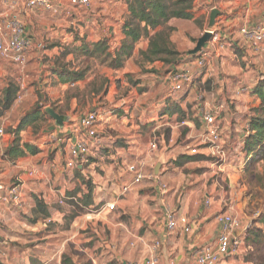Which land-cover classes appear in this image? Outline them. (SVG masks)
<instances>
[{
  "label": "crops",
  "instance_id": "0c3cea01",
  "mask_svg": "<svg viewBox=\"0 0 264 264\" xmlns=\"http://www.w3.org/2000/svg\"><path fill=\"white\" fill-rule=\"evenodd\" d=\"M26 1L16 0V8L12 10L7 0H0V20L16 16L23 23L25 36L31 43L23 66L0 58V91L7 88V85H2L1 81L12 76L11 70L15 72L20 69L22 74L25 71L27 75L29 67L35 65L37 60L46 58L51 67L48 69L46 67L44 72L50 74L56 87L50 84L47 86L45 91L48 102L41 105H46L47 109L52 110L50 106L52 107L51 99L53 97L59 101L58 104H61L66 96L65 92L72 90L71 92L81 93L87 85L89 86L90 83L88 84L87 81L90 82L91 78L87 80L85 77L84 80L75 83H69L67 77L60 80L56 75L58 68L53 66L51 61L60 56L63 47L79 45L78 40L82 39L87 43H97L107 39L112 51L123 40L122 26L128 16V9L125 0H91L88 10L72 7L67 0H49L56 10L55 14H51L26 8ZM200 7L202 8L201 13L205 11L208 16L212 10L218 11L214 26L221 33L223 46L218 48L208 43L205 44L203 49L209 52V56L208 64L204 69L207 68L206 75L209 79L216 78L214 91L219 94L218 101L220 102L213 103L211 108L217 114L216 125L221 133L222 148L228 159L219 167V170H234L241 167L243 159L247 160L246 156L242 154V142L248 133L249 118L241 121L234 120V114L232 115L231 112L233 110L241 112L247 106L246 103L243 104L244 101L241 98L250 93L240 95V88L245 87L251 91L256 84L243 86V82L238 81L241 79L240 72L233 70L234 73L225 75L223 70L224 65H228V56L235 57L234 49L237 48L246 54H251L255 60L262 59V54L253 53L249 49L239 31L243 26L264 27V0H194L195 19L196 10H199ZM189 23H193V21L171 20L168 26L187 27L185 24ZM221 26H223V30ZM75 39H77L76 42ZM146 49L147 41L142 40L136 45L133 58L128 60L122 69L113 71L102 68L99 70L109 80L112 79V76H116L114 80L117 89L119 86H127V77L123 80V75L140 70L130 61L137 58L140 51ZM72 56L68 55L65 59L70 60ZM196 56L198 55L194 57ZM220 56L222 58L219 59ZM187 59L192 60V58ZM179 65L191 66L190 73L192 72L193 78L192 85L185 87L182 91L172 92L166 81L169 71L161 63L146 65V69L155 70L149 72H156V76L147 77L149 74H142V77L145 76L143 81L129 87L131 90L144 86L154 94L157 90L162 91L165 88V98H169L168 100L178 93L187 95L186 98L182 97L178 101L175 99L166 101L164 105L160 102L152 104L149 100H142L139 103H143L145 106L136 108L137 114L146 111V115H150L149 118L144 117V123L140 124V130L152 126V133L142 134L141 132L139 134V139L145 137V141H148L145 144L141 145L137 140L124 137L122 135L124 131H117L118 123L122 125L124 121H128L133 109L130 110V115L129 113L115 115L113 111H108L111 107L110 92L106 93L105 89L98 92V88L91 90L88 87L86 95L92 99L91 107L93 108L91 110H97L100 115L97 131L101 140L97 145L91 147L86 162L81 167L71 170L66 168L69 146L82 136L79 119L87 113L79 114L75 111L78 102L77 96L66 97L67 110L55 112L52 110L50 115L48 114L50 116L47 121L49 127L45 130L39 131L37 135H34L30 129L21 133L22 141L33 145L39 152L34 156L27 155L19 158L15 162H9L0 157V188L5 190L16 183L22 186L19 206L0 205V264H99L101 262L142 264L149 256L150 249L155 243L159 244L157 249L158 264H181L182 261L184 264H193V253L196 248L215 245L220 227L214 221V216L222 213L220 212L222 198L218 192L214 193L213 190L212 198L208 200V194L204 193L202 202L200 194L206 189L205 183L202 187L198 184V178L194 180L191 174L186 175L183 172L192 163L180 167L174 165V161L178 157L190 155L188 151L179 147L178 129H181L184 134L187 127L189 135H191L198 127L200 134L196 138L203 132L198 109L195 108L192 117L187 114L185 109L194 83L201 79L202 74H198L201 69L192 63L189 64L188 61L181 60ZM243 76L246 75L243 74ZM235 79L237 81L234 83ZM224 87L227 89V93L231 92L232 98L228 105V114L225 115L228 122L219 116L220 110L224 108L223 103L225 104ZM26 89L32 91L33 88L28 86ZM39 90L42 93L43 90ZM143 90H140L141 94L145 93ZM38 96L40 97V95ZM39 97H32L33 102L45 101V98L38 99ZM157 97L159 96L155 95V99ZM226 97L229 96L226 95ZM250 97L252 96L250 95ZM253 98H251L252 102ZM102 100L107 102V106L106 103L99 102ZM113 102L117 101L114 99ZM218 103H220V107H218ZM255 103L257 106L258 102L255 101ZM103 107H108V110ZM158 107L163 109L158 110ZM33 108L19 112L18 106L13 104L9 111L15 112L17 115L16 122L9 124L7 119L0 117V126L9 125V129L14 130L20 118ZM170 108L174 110L167 113L166 110H170ZM40 111L45 112L44 109ZM106 112L107 115L103 116L102 114ZM179 116H184L183 119L178 120L186 122L183 127H178L179 122L174 119V117L179 119ZM163 117L167 119L161 122ZM161 126L169 130L166 140L173 138L175 145L170 147L163 144L160 145L158 151L150 153L148 148L152 139L149 137L154 135V131ZM6 131L0 143V154L12 141V136ZM160 138L164 140L163 136ZM121 139L131 140V142H127L123 146ZM161 147L165 148L160 151ZM198 153L205 157V160L195 164H208L213 167V163H218L216 158L210 155L211 150L206 147L200 148ZM209 158L213 163L208 161ZM139 164L143 165L145 174H152L167 184L169 187L167 195L163 197L157 195L154 183L149 179L142 180L127 193H122V189L129 185L133 178L129 172V166ZM30 171L36 172L34 177L29 176ZM87 182L92 186L91 202L83 207L81 201L88 194L85 184ZM195 184L199 188H194ZM72 192L76 193L69 197ZM70 198L78 207L87 212L91 209H102L106 204H114L115 210L111 213L105 211L99 215L80 214L73 220L67 221L65 218L70 207L66 200ZM61 200L64 205L59 204ZM37 202L46 207V219L34 214ZM169 212L174 213L175 217L187 219L189 233H184L181 229H177L175 232L167 230L166 215ZM46 220H50L52 223L50 222L49 226L45 225L44 221ZM86 230L91 233H86ZM105 231H109V238L101 239L102 233ZM93 234L99 238V241H96L98 246L92 243ZM234 234L237 237L243 236L242 233L234 232ZM94 246L101 248L98 256L93 255L97 251ZM248 248L250 249V247ZM229 256H233V252L222 258L218 264H235L232 258L228 259Z\"/></svg>",
  "mask_w": 264,
  "mask_h": 264
},
{
  "label": "rangeland",
  "instance_id": "374dc122",
  "mask_svg": "<svg viewBox=\"0 0 264 264\" xmlns=\"http://www.w3.org/2000/svg\"><path fill=\"white\" fill-rule=\"evenodd\" d=\"M209 7V6H208ZM199 10H196V21L198 24L196 25L195 22L185 24L187 25L182 27V26H176L174 33L171 34L170 40H172V44L174 48L181 53H185L182 55V61L184 62H189L191 63V59H187L188 57V52H190L192 49H194L197 40L203 35V33L207 30V24H208V18L209 16L207 13L204 11L201 13L202 8H198ZM36 24V23H35ZM170 27V26H169ZM174 28V26H172ZM222 30L224 29L223 26ZM220 28V27H219ZM221 29V28H220ZM144 43V42H143ZM245 49V48H244ZM234 55L235 57H232L231 55L228 56L229 60L227 61L228 65H224V70L223 73L225 75L234 73L232 72L233 70H236L240 72L239 76L241 79H238L239 82H243V86H248V85H253L255 84L258 79L262 76H264V56L262 55L261 58H257L255 60V57L252 56L251 54L249 55L248 53L246 54L244 51L241 49L237 48L234 49ZM221 53V52H220ZM223 53V52H222ZM222 58V56L219 57V59ZM135 59H132L130 62L135 64ZM253 60V61H252ZM34 63V62H33ZM53 66L56 67V59L51 61ZM69 63V72H77L80 70H83L87 68L86 71V79L88 80L91 78V81L87 83L89 86H86V89L84 88L81 93H77V106L75 108V111L80 113H86L91 111L93 107L92 106V99L90 96H87L86 93L88 91V88L96 89L98 88L99 92L103 91L105 89L106 93L110 92V104L111 107L108 110V107H103L106 108L108 111H113L115 115L119 112L122 114L124 113H129L130 115V110L133 109L131 112L130 118L128 121H124V124H119L116 126L119 127L117 128V131H124L122 135L124 137H130L129 139H133L134 141L137 140L139 143L145 144L148 141H145V137H141L139 139V134H150L152 133V126L149 128H144L140 130V124L144 123V117H150V115H146V111L144 113H140L139 115L135 111L136 108L138 107H143L145 104L141 103L142 100H149L150 103L154 104L155 102H160V104L164 105L170 100L175 99V101H178L180 98H186V93H178L176 96L173 98H170L168 100L166 97V90L165 88L162 89V91L157 90L156 94L154 92H149L144 86L134 88V89H129L130 86H132V82L136 81V83H141L143 81V76L142 74H149L147 77H151V75L156 76V72H154V69H138V72H134L132 74H126L123 75V80L126 78V85L119 86L117 89V86L115 84L114 78L116 77L115 75L112 76V79H107L104 74L101 73L99 69V66L92 61L88 60L86 58H74V56L71 57L70 60H62L61 64L68 65ZM215 63V62H214ZM219 64V63H218ZM25 65V64H23ZM20 65V66H23ZM58 66V65H57ZM136 66V64H135ZM46 67H51L50 63L46 58L40 59L36 61L35 65H32L29 67V71L22 74L20 69H17L15 72L12 71V76L5 78L4 80L1 81L2 85H14V87H17L18 89V96L14 102L15 106H18V111L22 112L23 110L31 109L33 107L41 106V104H46L48 102L47 97H46V88L50 84L51 86H55L53 82V78H51L50 74L48 75L47 73L44 72L46 70ZM60 69V66L57 67ZM189 70L191 66L187 67ZM220 70L221 68L218 67ZM149 72V71H152ZM193 69H191L192 71ZM194 71V70H193ZM228 71V72H226ZM50 73V71H49ZM192 73V72H191ZM207 73V68L206 69H201L199 71V75H201V79H198L193 86V91L192 94L188 97L187 102H186V111L189 116L192 117L193 111L199 108H206V109H212L211 106H213V103L220 102L218 101V96L219 94H216L214 89L216 88V78L212 77L209 79L206 75ZM197 74V75H198ZM245 74L246 76H243ZM52 75V74H51ZM196 75V74H195ZM236 75V74H234ZM203 76V77H202ZM220 77V76H219ZM22 78V79H21ZM209 79V80H208ZM24 80V81H23ZM237 80L235 79L234 83ZM237 84V83H236ZM32 87V91L28 90L27 87ZM116 86V87H115ZM88 87V88H87ZM39 89H42V93ZM141 89H144L145 93L140 92ZM3 91H0V99L3 96ZM72 91V90H71ZM65 92V97L63 98V102L61 104H58L59 101L56 100L54 97L51 99V105H52V110L54 111L53 107H56V111H62V110H67L68 109V104L66 102V97H70L74 95L75 91L73 92ZM56 93V92H54ZM67 93V94H66ZM223 93L225 94V104L223 103V109H221L219 116L223 117L226 119L228 122V118L225 117L226 114H228L227 109L229 108V104L231 103V92L227 93V89L224 87ZM172 94V93H171ZM40 97L45 98V101H38V102H33L34 99L32 97ZM155 95H158L155 99ZM229 96V97H226ZM86 96V97H85ZM137 96H140V98H137ZM121 97H124L123 99ZM252 97L250 95L243 96L241 99H243V104L246 103V107L243 111L237 112V110H233L231 113L233 115L234 120H243V119H248L249 116L252 114V110L256 108V103L255 99L251 100ZM39 99V98H38ZM116 100L117 102L114 103L113 100ZM33 102V105L31 106ZM100 103H106L105 100L99 101ZM218 107H220V103L217 104ZM31 106V108H30ZM114 107H117L114 109ZM114 109V110H113ZM159 109H163L162 107H158ZM182 109V108H181ZM78 110V111H77ZM104 110V109H103ZM174 110V109H173ZM171 110H166L167 113H170ZM14 111V110H13ZM107 111V112H108ZM231 111V110H230ZM17 112V111H16ZM55 112V111H54ZM107 112L105 114H102L103 116L107 115ZM78 114V115H79ZM128 115V116H129ZM138 115V117H137ZM1 119H7L9 124H12L16 122L17 120V115L15 112H8L4 113L1 117ZM167 118H162L160 121L163 122ZM175 121L177 122L179 119L174 117ZM179 122V121H178ZM160 123V122H159ZM126 125V126H125ZM49 127L48 122H45L43 125L40 126V132L42 130H45L46 128ZM126 127V129H124ZM9 125H4L3 129L4 132L9 129ZM154 128V127H153ZM184 134L182 133L181 129H178V134L180 140L178 141L179 147L182 148L184 151H188V149H191L192 147L195 146L196 144V137L200 134L198 132V127L195 129V131L189 135V130L187 127L184 130ZM154 135H151L149 139L154 138L153 136L160 138L163 136L164 140L166 141V138L169 136V130H167L166 127H160L157 130L154 131ZM189 138V139H188ZM131 142L127 140H122L121 139V144L124 146L125 143ZM165 147H161L163 150ZM243 154V153H242ZM201 156V155H200ZM134 157V156H132ZM203 157V156H202ZM205 159V157H203ZM228 159L226 158L225 161L223 162H218V163H213L210 158L208 159L209 162L213 163L214 166L210 167L208 164H195L192 163L187 166L183 170V172L187 174H191V177L196 180L198 178V184L202 185L205 183L206 189L203 190L200 194V200L203 202V194L207 193L208 194V200H210L211 197V192L213 191L218 192L219 196L222 198V203L220 204V212L222 213H227L234 217L238 223L237 228L234 229V232L237 233H242L243 236H235V241L237 243V246L234 247L233 243L231 245L233 256H229L228 259H231L234 261L235 264H264V245L262 242V237L264 236V223L262 221L264 220V162H260L258 164H251V158H248V163L247 160L243 159L241 161L242 165L241 167H237L234 170H219V167H221L224 162H226ZM88 162V160H87ZM247 163V164H246ZM246 167L248 169L246 170ZM193 180V182H194ZM15 182V181H14ZM13 183V181H12ZM11 183V184H12ZM196 183V182H195ZM194 188H199L197 184L194 185ZM67 205L68 203H74L73 200H66ZM64 205V204H60ZM63 207V206H59ZM69 211L70 208L68 209ZM90 212L85 211L84 209L81 212V215L88 214ZM51 222V221H50ZM52 223V222H51ZM47 224L48 226L51 224ZM256 231L260 230L261 231V236L258 239L257 244H248L246 243V237H250L249 239L252 240V236L249 235L247 232L248 231ZM109 231H105L102 233L101 239L104 238H109ZM86 233H91L88 230H86ZM99 234V233H97ZM96 241H99V238H96V234H93V241L94 245L96 244ZM98 246V245H97ZM97 246H94V248H97V251L93 254L94 256H98V254L101 252V248H98ZM103 247V246H102ZM250 247V249L248 248ZM227 260V259H226ZM129 264V263H128ZM181 264H184L183 261Z\"/></svg>",
  "mask_w": 264,
  "mask_h": 264
},
{
  "label": "trees",
  "instance_id": "16d2710c",
  "mask_svg": "<svg viewBox=\"0 0 264 264\" xmlns=\"http://www.w3.org/2000/svg\"><path fill=\"white\" fill-rule=\"evenodd\" d=\"M125 2L128 16L122 26L123 40L120 44L111 51L107 39L97 43H87L82 39L78 40L79 45L63 47L64 49L60 53V56L56 58V67L60 66V69L56 71V75L60 80L67 77L69 83H75L84 80L86 76L87 68L70 73L68 70L69 63L67 67L61 64L62 60H65L68 55H73L74 58L92 60L100 68L118 71L124 67V64L128 60L133 58L135 47L142 40L147 41V49L140 51L135 59V64L139 69L145 68L144 66L148 64L161 63L169 71L181 62L182 55L185 53H181L174 48L170 37L175 28L169 27L168 23L171 20H182L193 21L197 25L198 22L193 12L194 0H125ZM188 57L192 58L194 56L188 55ZM132 84L136 85L137 83L133 81ZM255 84L249 95L254 97L258 105L249 116L248 133L242 142L243 155L247 159L251 158V162L249 163L254 165L264 162V76L260 77ZM17 94V87H14V85L7 86L0 99V117L12 108ZM74 95L77 96V93H74ZM50 108L52 107L50 106ZM53 109L56 111V107H53ZM40 110L41 106L33 108L29 113L20 118L14 130L9 129L6 131L12 136V141L0 154L1 158L9 162H15L17 159L27 155L34 156L38 154V149L28 142H23L20 135L28 129L32 130L34 135L38 134L40 126L50 119V116L46 112H41ZM118 114L122 115L121 112ZM183 118L184 116H179V120ZM204 160L200 155H184L178 157L174 161V165L180 167ZM247 169L248 167H246ZM85 184L87 185L88 194L81 201L83 207L91 202L92 186L88 182ZM75 193H70L69 197L74 196ZM68 206L71 211H69L65 218L67 221H71L79 216L83 210L73 202L68 203ZM34 214L37 217L46 219V207L42 203L37 202ZM262 223H264V220ZM247 233L252 236V240L249 239L250 237H246V243L257 244L261 231L250 230ZM262 242L264 245V236L262 237Z\"/></svg>",
  "mask_w": 264,
  "mask_h": 264
},
{
  "label": "built area",
  "instance_id": "2783aa9c",
  "mask_svg": "<svg viewBox=\"0 0 264 264\" xmlns=\"http://www.w3.org/2000/svg\"><path fill=\"white\" fill-rule=\"evenodd\" d=\"M7 1L10 3V8L14 10L16 8V0ZM67 2L72 7H78L85 10L90 9L91 6V0H67ZM25 6L28 9H34L41 13H56L54 6L49 0H27ZM206 31L210 34L208 44L218 48L223 46L221 33L214 25ZM239 33L253 53H259L264 56V27L257 26L250 28L248 26H243ZM30 48L31 43L25 36V27L16 16H10L6 19L0 20V58L17 65H23L25 64V57ZM208 56L209 52L202 49L198 56L192 57L191 63L195 67L203 69L208 64ZM166 81L172 92H179L185 87L191 86L193 78L187 67L178 64L174 69L169 70L166 76ZM249 93L250 91L245 87H242L239 90L240 95ZM47 108L46 105H41V109L47 110ZM198 112L200 114V123L203 126V132L198 138H196L195 146L188 149V153L190 155H198L200 148L206 147L211 150L210 155L215 157L217 162H223L226 159V152L222 148V136L216 125L217 114L214 110L206 108H199ZM99 116L97 110H91L79 119V128L82 132V136L69 146V158L66 162L67 169L71 170L81 167L86 162V157L88 156L91 147L100 142L101 139L97 131ZM185 124V121H180L177 126L183 127ZM4 135V129L0 126V143ZM163 144L171 147L175 145V140L169 138L164 141L161 138L154 137L149 143L148 150L150 153L156 152L160 145ZM129 172L132 174L133 178L131 183L122 189V193H127L134 185H138L142 180L149 179L154 183V189L157 195L163 197L168 194L169 187L167 184L152 174H145L142 164L130 165ZM28 174L30 177H34L36 172L30 171ZM21 189L22 186L19 183H16L5 190L0 188V205L11 204L19 206L21 203ZM70 200L73 199L70 198ZM62 203L63 201L61 200L59 204ZM114 210V204H106L102 209H91L89 214L99 215L105 211L111 213ZM214 221L220 227L215 245L200 246L196 248L193 253V264H218L222 258L232 252V243L234 247L237 246L234 234V229L238 226L236 219L229 214L218 213L214 216ZM49 223L50 220L44 221L45 225ZM166 224L169 232H175L177 229H181L184 233H189L190 231L187 219L184 217H175L174 213H167ZM158 246V243L153 244L149 256L142 264H158ZM99 264L107 263L101 262Z\"/></svg>",
  "mask_w": 264,
  "mask_h": 264
},
{
  "label": "water",
  "instance_id": "95a60500",
  "mask_svg": "<svg viewBox=\"0 0 264 264\" xmlns=\"http://www.w3.org/2000/svg\"><path fill=\"white\" fill-rule=\"evenodd\" d=\"M217 15H218L217 10L214 9L211 11V13L209 15V22H208V28L207 29H210L214 25V22H215ZM209 40H210V34L206 31L203 33V35L196 42L194 49H192L190 52H188V55H190V56L199 55V53L204 48L205 44L209 42ZM51 111H52L51 109L45 110V112L49 115H50Z\"/></svg>",
  "mask_w": 264,
  "mask_h": 264
}]
</instances>
